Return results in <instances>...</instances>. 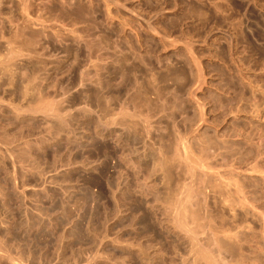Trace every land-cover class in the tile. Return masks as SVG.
<instances>
[{
	"label": "rangeland",
	"instance_id": "rangeland-1",
	"mask_svg": "<svg viewBox=\"0 0 264 264\" xmlns=\"http://www.w3.org/2000/svg\"><path fill=\"white\" fill-rule=\"evenodd\" d=\"M23 1L2 0L0 57L7 52L9 40L19 43L31 40L40 28L23 17ZM30 10L46 17L50 25L56 19L51 29L60 32L65 26L73 27L71 16L78 17L81 22L75 29L93 33L95 46L100 42L105 44L108 33L122 35L125 51L115 47L116 40L108 42L111 56H117V52L123 54L119 53L125 60L124 77L114 68L103 69L109 58L103 57L91 67L92 77L86 83L93 89L91 92L96 88L99 93L112 96L115 106H118L116 97H123L132 112L148 114L150 127L138 119L137 123L127 120L120 141L113 138L110 147H106L102 140L97 147L94 117L96 112L104 110L105 104L99 105L92 93L90 96L81 93L79 72L71 78L65 77L62 84L46 92L50 98L64 102L69 125L56 124L47 129L43 128L40 118H26L20 123H37L40 137H32L28 147L19 146L11 157L7 147L0 146V264H83V260L84 264H96L92 254L97 250H104L103 254L113 253V256L119 253L113 243L101 240L106 227L109 225L122 238L134 236L133 215L141 210L150 218L149 221L137 220L138 230H150L148 224L151 223L153 230L161 232L159 219L153 217L149 207L152 204L155 210L158 206L159 217L164 190L158 179H153L152 171L154 173V165L160 158V150L174 146L180 136L191 138L197 145L207 139L228 136L226 139L230 137L235 151L251 150L244 158L246 162L255 157L259 143H264V0H74L72 5L62 0H33ZM126 13H134V16ZM11 15L20 18L21 23L25 20L22 23L25 25L12 31L6 18ZM149 24L155 30L149 28ZM246 32L253 37L249 38ZM26 67V75L30 76L36 69V62ZM97 70L106 80L113 81L112 87L90 85L97 80ZM0 76V99L26 103L23 100L25 76L19 75L15 82L6 74ZM204 108L208 112L207 121L212 125L204 122L199 126L200 110ZM7 115H12L9 106L0 105V125L7 123ZM219 124L229 125L227 135ZM211 127L216 129L213 131ZM4 136L0 138L8 140ZM20 160L26 161L30 170L20 169ZM124 175L134 190L122 196L120 202L131 212L121 219L117 209V217L115 213L109 218L108 198L112 200L111 208L115 207L114 196L120 195L118 184ZM243 175L249 181L250 175ZM149 178L152 182L148 184ZM184 180L191 182L193 177L187 175ZM218 197L214 196L210 202L218 201ZM227 211L221 209L228 217ZM248 218L252 220L251 216ZM100 264L105 262L100 261Z\"/></svg>",
	"mask_w": 264,
	"mask_h": 264
},
{
	"label": "bare ground",
	"instance_id": "bare-ground-1",
	"mask_svg": "<svg viewBox=\"0 0 264 264\" xmlns=\"http://www.w3.org/2000/svg\"><path fill=\"white\" fill-rule=\"evenodd\" d=\"M32 1L33 0L23 1L22 15L26 18L27 22L38 24L40 26L39 30L34 32V38L31 40L29 39L26 41L25 39V41L20 43L16 40H9L7 52L0 57V74L8 75L12 82H15L14 80L19 75L25 76L23 79L25 83L23 100H26V103L22 104L20 102L16 103L13 100L6 101L0 99V105L9 106L10 113L12 114L6 116L5 119L7 120V123L0 125V135L4 134L6 138H8V140H5V138L3 139V137L2 139L0 138V146L3 144L7 147V152H10H8L10 154L9 156H13L21 145L28 147L29 141L32 137L38 136L41 133L40 130L38 131L39 125L37 123H32L30 125L23 123L22 125L20 121L23 119L30 117L36 119L40 118L44 123L43 128L47 129L53 126L55 127L56 124L62 126L69 125L67 110L63 105L64 102H62V100L50 98L46 92L55 89L58 84H62L65 77H73L75 72H79L81 75V79L79 80V85L83 87L81 93L86 96H90L92 93V98H95L99 105L105 104L104 110L101 113L96 112L94 117V135L98 138L95 142L97 147L102 140L106 147H110V141H112L113 138L116 139V141H120L124 135V129L127 128V120L137 123L135 120L138 119L147 124V127H150L148 114L143 115L132 112L125 104L123 97H116L118 106H115L113 102L114 98L112 96H105L96 91V88L94 89V92H91L93 89L88 87V83H86L87 80H91L92 77L91 67L96 63L98 58L101 59L103 57H109L105 60L106 62L102 67L103 69L111 70L114 68L120 73L122 78L124 77V69L126 66L125 60L120 57V54L122 53L117 52V56H111L109 54L110 44L108 42L109 39L116 40L115 47L120 51H125L123 50L125 49V44H121L123 38L122 35L107 32L108 35L106 38L107 40L105 39L104 41L105 44L100 42L99 45L95 46L93 33L81 32L80 30L78 31L75 29V25L81 22L78 17H70L73 22L72 28L70 25V28H65V24L64 31L62 32L54 28L51 29V26L54 25V20L52 21V25H50V22L46 17L43 18L44 16L39 15L38 13L37 15L32 13L30 10V3ZM62 1L71 5L74 2V0ZM2 3V0H0V6L3 5ZM133 14H127V16L129 15L132 17L134 16ZM6 18L8 19L9 27L12 31H14L13 29L19 28V26L25 21L21 20L23 21L21 23L20 18L13 15ZM126 18L127 17H125V19ZM61 23L62 22L58 21V24ZM124 25H126V23ZM149 25V28L155 30L153 29V26L151 27L152 24ZM156 31L154 34H156ZM246 34L249 38L253 37L250 32H246ZM108 54L109 56H107ZM112 57L113 59H111ZM32 61L36 62V69L32 74H29L30 76H28L26 75L28 72H25L26 68H28L26 66ZM95 77H97V80L92 81L90 85H97L98 87L113 86V81L111 79L106 80L101 71L97 70ZM62 87L63 86H61V88ZM200 114L199 117H201V123L199 126H202L204 122L210 123V121H207L206 116L208 112L205 111V108L202 109V111L200 110ZM193 115H195L194 112ZM193 115L190 116L192 117ZM213 119L214 121L216 120L214 117ZM17 124H19L20 127L17 128ZM213 126L215 127V125ZM221 126V131L226 134L229 125ZM211 128L213 131L216 129L213 127ZM205 129L206 131L209 130V128ZM235 135L237 136L236 131ZM99 136L102 139L99 138ZM218 137L219 138L215 140L207 139L205 143L197 145L191 140V138L187 139L180 136L174 146H168L169 148L165 150L166 152L160 150L161 155L154 165V173L152 171V174L155 175V178L153 179H158L162 185L160 186L164 190V196L162 195L163 198L159 197L162 198L160 202L163 208L159 209L160 211L158 210L159 217H157L158 212L156 210L158 206L154 210V208L151 207V204L149 208L151 210L150 212L153 213V217L159 219V230L163 233L153 230L151 223L148 224L150 230H147L149 232L147 230H138L136 227L138 225H136V221L142 219H144L143 221H149L150 218L147 213L142 212L143 210L138 214L133 215L135 223L132 224L131 222L133 226L131 227L132 231L135 233L134 236L130 235L131 237L122 238L120 233H114L113 229L105 224L107 227L105 226L106 229L101 235V240H107L113 243L118 248L119 253L117 255L114 254L113 256V253L103 254L104 250L102 252L97 250V253L95 251L96 254H92V256L94 255V259L92 257L89 258V262L90 259H93L92 261L96 264H100V261L103 263L105 262V264H264V202H261L264 198V143H259L260 148L257 153H255V157H253L250 162H246L244 158L250 154L251 150H249L250 152H244L241 148L240 150L235 151L234 145L229 141L230 137L228 139H226L228 136H221V138L220 136ZM263 140L264 139H262V142ZM145 143L146 139L142 141L143 146ZM164 145L166 146L167 144ZM101 149L99 148V150ZM4 154L7 156V153ZM109 155L110 154L107 155L108 159L110 157ZM14 162L16 163V161ZM15 163L13 168L15 167ZM18 163H20V169L26 168L30 170L31 168L26 166V161L20 160ZM243 174L250 175L248 176L249 181L243 178ZM21 175L23 174L21 173ZM187 175L193 177L191 182L184 180V176ZM126 176L128 175L126 174ZM126 176L123 177L122 181H117V183L119 182L118 188L121 192L119 196H114L115 207L111 208L112 200L110 196L108 198L107 209L109 218L111 217L110 215H115L117 209H119L118 218H121L123 215L127 216V212H131V210L128 211L130 208L125 207L122 205L123 203L120 202L122 196L125 197L127 193H131V191L134 190L129 185ZM150 181L152 182L149 178V181L146 182L149 184L151 183ZM93 184L95 186L98 185L96 182ZM157 184L159 185V183ZM111 185L113 184L111 183ZM159 193L162 192L159 191ZM105 195L107 196V194ZM214 196H219V200L211 203L210 200ZM140 197L142 198V196ZM156 201L157 200L155 199V202ZM146 205L149 204L146 203ZM80 208V210L83 209V207ZM224 208L229 211L228 217L226 215L224 216L221 212V209L223 210ZM138 211L139 210L137 209V212ZM115 216L117 217V213ZM249 216H251L255 224L252 220H249ZM102 217L105 216L103 215ZM94 234L96 235L98 233ZM98 235L100 236V234ZM99 236L97 237L98 239ZM100 244H102L101 241ZM98 248H100V245ZM83 261V264L86 263L85 260Z\"/></svg>",
	"mask_w": 264,
	"mask_h": 264
}]
</instances>
